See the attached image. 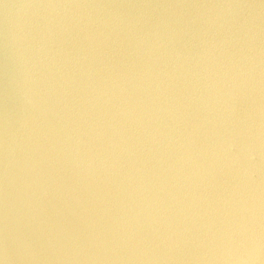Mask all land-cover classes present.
Returning <instances> with one entry per match:
<instances>
[{
	"label": "water",
	"instance_id": "1",
	"mask_svg": "<svg viewBox=\"0 0 264 264\" xmlns=\"http://www.w3.org/2000/svg\"><path fill=\"white\" fill-rule=\"evenodd\" d=\"M0 264H264V0H0Z\"/></svg>",
	"mask_w": 264,
	"mask_h": 264
}]
</instances>
